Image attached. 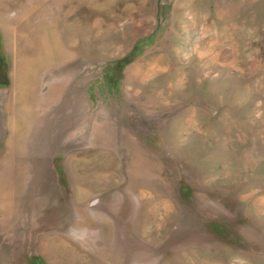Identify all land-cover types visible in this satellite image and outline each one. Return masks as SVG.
Listing matches in <instances>:
<instances>
[{
	"label": "rangeland",
	"instance_id": "1",
	"mask_svg": "<svg viewBox=\"0 0 264 264\" xmlns=\"http://www.w3.org/2000/svg\"><path fill=\"white\" fill-rule=\"evenodd\" d=\"M0 41V264H264V0H0Z\"/></svg>",
	"mask_w": 264,
	"mask_h": 264
},
{
	"label": "trees",
	"instance_id": "2",
	"mask_svg": "<svg viewBox=\"0 0 264 264\" xmlns=\"http://www.w3.org/2000/svg\"><path fill=\"white\" fill-rule=\"evenodd\" d=\"M135 49H136V46L128 54L122 56L121 58H118L116 61H114L111 65H109L107 67L106 78H107V82L111 86H115V84H116V79L113 77L114 73H120L122 67L132 60V58L135 56L133 54ZM0 51H1V54H2L3 60H4L2 63V67L4 69V75H5L4 79H2V81H0V86H1V85L7 84L8 76H7V70H6L7 69V67H6L7 63H6L5 55L1 49V45H0Z\"/></svg>",
	"mask_w": 264,
	"mask_h": 264
},
{
	"label": "flooded vegetation",
	"instance_id": "3",
	"mask_svg": "<svg viewBox=\"0 0 264 264\" xmlns=\"http://www.w3.org/2000/svg\"><path fill=\"white\" fill-rule=\"evenodd\" d=\"M3 56L1 54V51H0V81H2V79H4V69L2 67V63H3Z\"/></svg>",
	"mask_w": 264,
	"mask_h": 264
},
{
	"label": "bare ground",
	"instance_id": "4",
	"mask_svg": "<svg viewBox=\"0 0 264 264\" xmlns=\"http://www.w3.org/2000/svg\"><path fill=\"white\" fill-rule=\"evenodd\" d=\"M29 10H30V9H29ZM28 12H29V11H28ZM28 12H27V13H28ZM17 67H18V69H17V68H15V69H16L15 71H16V73H17V74H19V73H20V71H18V70H19V67H20V66H19V64H18V66H17ZM16 80H17V79H16Z\"/></svg>",
	"mask_w": 264,
	"mask_h": 264
}]
</instances>
